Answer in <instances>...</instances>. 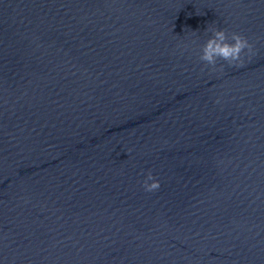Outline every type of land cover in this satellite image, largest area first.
<instances>
[{
  "label": "water",
  "instance_id": "water-1",
  "mask_svg": "<svg viewBox=\"0 0 264 264\" xmlns=\"http://www.w3.org/2000/svg\"><path fill=\"white\" fill-rule=\"evenodd\" d=\"M0 264H264V0H0Z\"/></svg>",
  "mask_w": 264,
  "mask_h": 264
},
{
  "label": "clouds",
  "instance_id": "clouds-1",
  "mask_svg": "<svg viewBox=\"0 0 264 264\" xmlns=\"http://www.w3.org/2000/svg\"><path fill=\"white\" fill-rule=\"evenodd\" d=\"M207 30V29H206ZM212 36L207 39L201 48L200 61L215 68L218 61L227 62L229 66H242V52L245 49L251 51L252 45L247 38L239 33L229 34L224 29H211ZM223 67V65H221ZM143 188L152 192L160 187L159 181L149 172L143 181Z\"/></svg>",
  "mask_w": 264,
  "mask_h": 264
}]
</instances>
